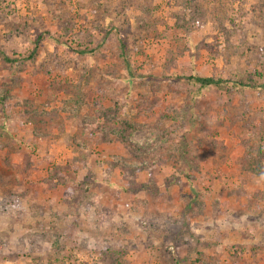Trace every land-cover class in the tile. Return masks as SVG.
I'll return each instance as SVG.
<instances>
[{"label": "rangeland", "instance_id": "374dc122", "mask_svg": "<svg viewBox=\"0 0 264 264\" xmlns=\"http://www.w3.org/2000/svg\"><path fill=\"white\" fill-rule=\"evenodd\" d=\"M0 50V264H264V0H0Z\"/></svg>", "mask_w": 264, "mask_h": 264}, {"label": "trees", "instance_id": "16d2710c", "mask_svg": "<svg viewBox=\"0 0 264 264\" xmlns=\"http://www.w3.org/2000/svg\"><path fill=\"white\" fill-rule=\"evenodd\" d=\"M108 22H111V19L108 18L107 19ZM110 29H112V27H110L107 31V35L110 34ZM117 34H118V40H119V43H120V48H121V53H122V56L124 58V61L127 65V67L130 69V63H129V57H128V48H127V41H126V36L122 34L121 31H117ZM42 39V37H39L36 41V45H35V48L34 50L32 51V53L30 54L29 58H32L36 53H37V50L39 48V42L40 40ZM0 54L3 55V59L6 61V62H14L15 60L14 59H11L5 52L1 51L0 50ZM178 79L182 80V81H186V82H194L196 84L199 85L200 88H209V87H212V86H217V87H220V86H223V85H229L233 88L237 87V86H243L245 87L246 89H249V90H252L255 88V84L254 83H243L242 81H238V80H235V79H215L213 77H210V76H206V75H201V76H197V75H192V76H179L177 77ZM123 123H121L122 125ZM137 127H134L128 123H124L122 126H121V130L123 131L124 134L131 132L132 130H135ZM130 129V130H129ZM120 142L124 143V144H128L126 142V139L123 138L122 140H120ZM168 150V149H167ZM170 150V149H169ZM170 153V151H169ZM144 166H140V167H133L132 171H139L141 169H143Z\"/></svg>", "mask_w": 264, "mask_h": 264}]
</instances>
